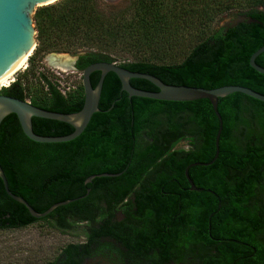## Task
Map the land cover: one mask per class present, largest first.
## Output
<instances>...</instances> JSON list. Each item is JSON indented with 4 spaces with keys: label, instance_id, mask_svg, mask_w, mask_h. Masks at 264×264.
<instances>
[{
    "label": "trees",
    "instance_id": "trees-1",
    "mask_svg": "<svg viewBox=\"0 0 264 264\" xmlns=\"http://www.w3.org/2000/svg\"><path fill=\"white\" fill-rule=\"evenodd\" d=\"M232 10L251 20L208 32L213 21ZM34 23L38 46L28 59L29 65L1 91L30 99L47 110L79 111L85 90L82 84L63 93L49 75L37 71L39 55L85 50L81 57L85 61L80 65L84 68L96 61H117L112 54L120 45L137 57L120 63L122 66L154 74L168 84L205 88L238 84L264 94V74L249 62L264 45V0H132L129 7L112 14L102 10L99 0H59L38 7ZM185 33L189 36L184 57L166 53L180 44L179 38ZM257 61L264 65V52ZM100 76L99 71L91 74L94 86ZM131 83L144 90L158 89L143 78H132ZM246 97L264 105V101L241 92L220 98L224 125L215 159L220 121L209 99L130 97L122 90L118 75L109 72L100 100L102 110L94 113L86 129L73 140H32L23 132L18 116L7 115L0 126V163L11 191L38 212L86 195L88 187L94 190L104 183L119 190L118 197L106 198L114 207L138 190L137 185L152 181L149 193L145 187L138 190L148 196L139 201V209L148 213L156 232H162L169 218L172 252H180L185 243L206 242L204 248L216 250L208 256L211 264H245L254 252L246 244L256 241L244 210L248 181L253 176L247 166L253 162V170H257L260 161L256 154L250 157L245 148L235 144L231 134L234 105ZM33 123L39 134L62 135L74 130L59 120L33 117ZM182 141L189 147H179ZM188 166L194 182L204 187L202 191L190 189ZM104 172L121 174L96 177L85 184L88 176ZM103 208L101 200L89 193L57 207L46 217L36 218L6 192L0 177V228L26 227L48 219L53 224L54 218L60 226H71L89 211Z\"/></svg>",
    "mask_w": 264,
    "mask_h": 264
},
{
    "label": "flooded vegetation",
    "instance_id": "flooded-vegetation-1",
    "mask_svg": "<svg viewBox=\"0 0 264 264\" xmlns=\"http://www.w3.org/2000/svg\"><path fill=\"white\" fill-rule=\"evenodd\" d=\"M83 55L84 52L76 53L75 64L74 66H70L82 72V75L83 70L88 66L80 68V65L85 61L81 60ZM257 63L264 67L260 62L257 61ZM58 88L65 94L68 91L76 89L65 91L60 85H58ZM0 93L6 94L2 91ZM27 101L32 103L30 99H27ZM238 103L234 105L231 139L235 144L245 148L249 152L250 157H252V154H256V157L260 161L257 170H253V162H250L247 166L248 174L253 176L248 181L244 210L246 218L250 220V227H253V230H255L256 241L246 244V247L249 250L252 249L254 252L248 255L245 264H264V105H259L248 97L242 98ZM70 133L40 135L65 136ZM257 151L259 154H257ZM120 174L118 173L117 176ZM88 177L85 180L86 185L92 183L96 178L94 177L92 181H87ZM187 179L191 190L202 191L204 189L203 186L197 185L192 178L191 180L194 185L188 177ZM151 185L152 181H146L141 185H137V189L140 190L141 187H145V191L149 193ZM92 190L91 187H88L86 195L93 193V196L101 200L103 209L89 211L88 214L84 215L83 220H77L71 226H60L57 218L52 219L53 224L50 223V219H48L49 221L47 220L50 226L62 232L80 237L81 240H72L63 244L55 255V258L45 264H211V258L208 256L215 254L216 250L214 248L210 250L208 247L204 248L203 245L206 242L195 243V245H186L185 243L182 245L180 252L171 251L172 226L170 221H168L169 218L166 219L167 222L162 228V232H156V229L150 222L148 213L141 212L139 209V201L148 199L146 194L134 190L113 207V205L106 202V198L108 195H113V198L118 197L120 193L116 186L112 188L111 184L104 183L95 187L93 192ZM183 192H187L185 186H183ZM86 195L76 198L79 199ZM112 200L116 201L115 199ZM127 208H130V210H125ZM253 219L257 220V227L253 224ZM70 221H73V219ZM155 233H158V236ZM204 246L208 245L205 244ZM233 264H240V262L238 261Z\"/></svg>",
    "mask_w": 264,
    "mask_h": 264
},
{
    "label": "water",
    "instance_id": "water-1",
    "mask_svg": "<svg viewBox=\"0 0 264 264\" xmlns=\"http://www.w3.org/2000/svg\"><path fill=\"white\" fill-rule=\"evenodd\" d=\"M58 0H0V84L7 80L27 58L32 55L37 46V30L34 23V14L38 7L52 4ZM251 20L246 15H241L230 25L240 21ZM264 52V45L257 49L250 59L251 66L264 74V67L257 63L256 59ZM70 65L74 66L76 57L71 58ZM27 64V62H26ZM25 64V65H26ZM95 71L101 72L100 79L96 86L93 85L91 74ZM109 72H115L121 80L122 90L126 91L130 97L142 96L159 100L168 101H193L207 98L211 101L213 109L219 118L220 126L216 137L217 158L220 151V136L223 129V117L219 111V100L222 97L235 92H241L254 98L264 101V94L251 89L250 87L238 84H226L215 88H205L189 85H176L164 82L158 76L133 71L116 61H97L89 64L83 70V86L85 90V100L83 107L77 112L64 113L47 110L38 107L27 100L0 93V126L5 117L15 113L20 121L24 133L32 140L38 142H63L70 141L82 134L91 121L94 113L101 111L100 100L106 75ZM132 78H143L152 82L157 90H144L132 85ZM59 120L71 124L74 131L65 136H44L36 133L33 128V117ZM214 159V160H215ZM200 164L193 163L192 165ZM210 164V163H203ZM189 167L186 169V175L190 178ZM117 174L100 173L91 175L87 181H92L94 177L115 176ZM0 177L6 192L16 201L23 203L36 218L47 216L57 207L69 204L78 198L60 201L50 206L44 212H38L24 197L14 194L10 187L6 173L0 163Z\"/></svg>",
    "mask_w": 264,
    "mask_h": 264
},
{
    "label": "rangeland",
    "instance_id": "rangeland-1",
    "mask_svg": "<svg viewBox=\"0 0 264 264\" xmlns=\"http://www.w3.org/2000/svg\"><path fill=\"white\" fill-rule=\"evenodd\" d=\"M131 1L132 0H99V3L106 14H112L129 7ZM239 16L240 13L236 10L221 15L213 21L208 32L230 25ZM188 36L189 34L187 33L182 34L179 38V40L181 39L179 41L180 44L170 50L168 48L166 53L175 55L179 59L183 58L187 51L186 42H188ZM84 51L85 50L81 52ZM51 54L65 55L70 58L76 55V53L72 51H51L42 53L37 57V71H44L49 75L52 81L60 85L65 91H68V89H75L77 86L83 84L82 72L72 67H68L69 71H65L50 65L48 57ZM112 55H114L115 59H117L116 62L119 64L137 59L136 56L122 45L118 46ZM28 65L29 61H27L26 66ZM24 69L23 67L14 75L11 83L16 80L18 73L24 71ZM3 87L5 86H0V91ZM178 146L189 147L187 141H182ZM72 240L78 241L81 240V238L50 226L47 220H40L26 227L17 229H0V264H45L49 260L55 258V255L59 252L63 244Z\"/></svg>",
    "mask_w": 264,
    "mask_h": 264
},
{
    "label": "bare ground",
    "instance_id": "bare-ground-1",
    "mask_svg": "<svg viewBox=\"0 0 264 264\" xmlns=\"http://www.w3.org/2000/svg\"><path fill=\"white\" fill-rule=\"evenodd\" d=\"M27 60V58H26ZM24 62V64L22 66H20L7 80H5L4 82H2L0 84V86H7L9 85V83H11V80H13L14 75L23 67H25L26 65V61ZM49 63L50 65L60 68L62 70H68V67H70V62H71V58L69 56H65V55H57V54H51L48 57ZM69 71V70H68Z\"/></svg>",
    "mask_w": 264,
    "mask_h": 264
},
{
    "label": "built area",
    "instance_id": "built-area-1",
    "mask_svg": "<svg viewBox=\"0 0 264 264\" xmlns=\"http://www.w3.org/2000/svg\"><path fill=\"white\" fill-rule=\"evenodd\" d=\"M27 66H25L24 68H26ZM9 85H10V83H9ZM9 85H7V86H9ZM7 86H5V87H7Z\"/></svg>",
    "mask_w": 264,
    "mask_h": 264
}]
</instances>
